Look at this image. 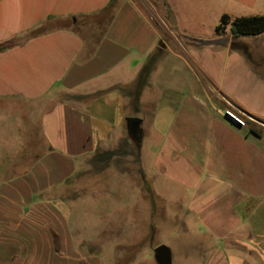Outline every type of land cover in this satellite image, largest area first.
I'll return each instance as SVG.
<instances>
[{"label":"crops","instance_id":"0c3cea01","mask_svg":"<svg viewBox=\"0 0 264 264\" xmlns=\"http://www.w3.org/2000/svg\"><path fill=\"white\" fill-rule=\"evenodd\" d=\"M113 1L84 37L80 19ZM158 2L166 17L151 0H0V264H104L72 222L67 184L131 116L143 146L158 134L154 171L187 196L191 228L209 240L204 264H264V53L249 36L236 38L248 55L233 49L231 29L195 28L264 14V0ZM57 20L72 26L30 35ZM183 64L192 76L166 80L156 103L154 72ZM231 108L249 123L228 120Z\"/></svg>","mask_w":264,"mask_h":264},{"label":"rangeland","instance_id":"374dc122","mask_svg":"<svg viewBox=\"0 0 264 264\" xmlns=\"http://www.w3.org/2000/svg\"><path fill=\"white\" fill-rule=\"evenodd\" d=\"M151 1L155 13L163 17L168 15L166 6L159 4V0ZM110 15L107 11L82 18L76 28L84 37H94ZM220 20L214 23L208 19L200 26L195 24V28L212 35ZM229 29L230 25L227 31ZM169 36L166 39H170ZM175 36L183 41L178 34ZM249 37L251 44L264 53V34ZM171 69L167 66L152 76L157 86L152 91L156 103H159L161 85L166 80L178 76L185 81L192 76L190 67L185 64L175 76ZM142 111L139 112L142 114ZM231 112L249 123L248 116L234 109ZM159 120L157 116L156 121ZM146 126L151 128L149 122ZM150 135V144L143 146V141L139 145L127 130L116 142L99 149L97 155L79 167L67 184L68 194L73 199L72 222L82 227L83 240H87L85 249H102L104 264H158L154 249L160 244L171 248L173 264H204L209 240L200 230L191 228L193 222L185 213L188 199L185 193H178L175 181L162 180L154 171L158 134Z\"/></svg>","mask_w":264,"mask_h":264},{"label":"trees","instance_id":"16d2710c","mask_svg":"<svg viewBox=\"0 0 264 264\" xmlns=\"http://www.w3.org/2000/svg\"><path fill=\"white\" fill-rule=\"evenodd\" d=\"M114 5L115 1H113L111 5L107 7L103 12L109 11V13H111L112 15ZM229 25L233 34V39L231 40V47L233 49H241L248 55V47L245 44L240 43L236 38L242 36H257L262 34L264 32V14L239 16L235 18H232L228 14H224L221 17L220 23L216 26V34L218 36L224 35L227 32V28ZM63 26L70 27L72 26V24H69L68 21L63 20L49 21L38 30L31 32L30 35H37L43 31ZM245 124H248V121H245Z\"/></svg>","mask_w":264,"mask_h":264},{"label":"water","instance_id":"95a60500","mask_svg":"<svg viewBox=\"0 0 264 264\" xmlns=\"http://www.w3.org/2000/svg\"><path fill=\"white\" fill-rule=\"evenodd\" d=\"M202 43L201 40H196ZM225 117L236 125H241L239 120L229 111L225 112ZM143 119L137 116L127 118V126L129 134L141 145L143 139V131L141 128ZM154 257L158 264H173V253L171 248L166 244H160L154 249Z\"/></svg>","mask_w":264,"mask_h":264},{"label":"built area","instance_id":"2783aa9c","mask_svg":"<svg viewBox=\"0 0 264 264\" xmlns=\"http://www.w3.org/2000/svg\"><path fill=\"white\" fill-rule=\"evenodd\" d=\"M227 111H229V110H227ZM230 112V111H229ZM230 113H232V112H230ZM233 114V113H232ZM234 116H236L235 114H233ZM236 118L239 120V122H240V124L241 125H245V121L244 120H242L240 117H238V116H236Z\"/></svg>","mask_w":264,"mask_h":264}]
</instances>
